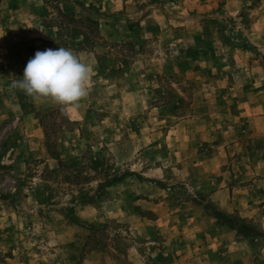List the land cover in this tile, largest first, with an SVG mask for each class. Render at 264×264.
<instances>
[{
	"label": "rangeland",
	"instance_id": "rangeland-1",
	"mask_svg": "<svg viewBox=\"0 0 264 264\" xmlns=\"http://www.w3.org/2000/svg\"><path fill=\"white\" fill-rule=\"evenodd\" d=\"M58 47L70 113L12 87ZM0 264H264V0H0Z\"/></svg>",
	"mask_w": 264,
	"mask_h": 264
},
{
	"label": "clouds",
	"instance_id": "clouds-1",
	"mask_svg": "<svg viewBox=\"0 0 264 264\" xmlns=\"http://www.w3.org/2000/svg\"><path fill=\"white\" fill-rule=\"evenodd\" d=\"M91 68L71 49L58 47L37 51L12 87L22 90L34 102L50 101L70 113L87 97Z\"/></svg>",
	"mask_w": 264,
	"mask_h": 264
},
{
	"label": "trees",
	"instance_id": "trees-1",
	"mask_svg": "<svg viewBox=\"0 0 264 264\" xmlns=\"http://www.w3.org/2000/svg\"><path fill=\"white\" fill-rule=\"evenodd\" d=\"M78 22L82 23V22H85L87 23L88 25H90L92 27V32H94V30H98V27H99V24L97 21H93L91 19H79ZM86 39H88V36H85Z\"/></svg>",
	"mask_w": 264,
	"mask_h": 264
}]
</instances>
